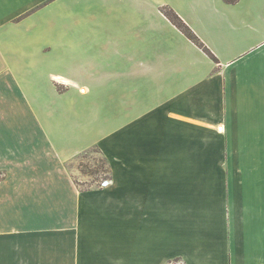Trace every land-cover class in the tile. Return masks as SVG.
<instances>
[{
	"label": "crops",
	"instance_id": "1",
	"mask_svg": "<svg viewBox=\"0 0 264 264\" xmlns=\"http://www.w3.org/2000/svg\"><path fill=\"white\" fill-rule=\"evenodd\" d=\"M121 1V35L79 44L71 77L36 76L39 0L7 19L20 1L0 0V264H264V0ZM122 64L139 95L131 78H102ZM36 79L77 91L56 127L33 123L47 113ZM82 116L120 121L101 189L81 191L68 169L91 133Z\"/></svg>",
	"mask_w": 264,
	"mask_h": 264
},
{
	"label": "rangeland",
	"instance_id": "2",
	"mask_svg": "<svg viewBox=\"0 0 264 264\" xmlns=\"http://www.w3.org/2000/svg\"><path fill=\"white\" fill-rule=\"evenodd\" d=\"M19 1L20 2L14 4V7L11 9L4 7L2 15H4L5 19H7L11 13L21 10L20 6L22 2L26 0ZM120 2L122 3L121 0H39V4L28 12V14L34 12L33 18H29V23H32L34 27L35 32L33 31V35H36V76L48 72H52V75L55 73H66L71 77L75 76L77 69L75 63L78 59L75 50L79 44L83 46L90 45L89 47H91L95 34L108 37L105 40L110 41V35L117 30V26L119 28V34L121 35L125 22L121 24V18L119 19L117 14H121L126 10V5L128 4L124 3L121 6ZM106 3L107 5L105 6ZM112 4L114 7L111 6ZM119 10H122V12H118ZM165 12L168 14L172 13L170 11ZM96 16H99V19L103 20L104 18L106 20V22L102 24V29L98 27L100 22L99 19H96ZM24 17L25 15H22L14 20H16V22H21ZM95 26L98 27L100 31H95L97 30ZM117 36L119 37V35ZM118 41L120 40L118 39ZM121 66L122 69L118 67L115 68L110 76H108L107 72L105 74L102 73V78H110L108 82H119L121 84H123L124 81L130 80L132 74L129 75L128 70H123V64ZM52 75L51 78H53ZM133 75H135V73H133ZM136 77L137 79L135 80ZM59 79L62 78L59 77ZM131 79L134 84H136V95H139L140 86H138V76H133ZM70 86L71 85L68 86L67 84L59 82H51V86H49L47 82L36 81L35 95H37V98H35V104L39 106V110H42V106H46L47 108L45 111L47 113L44 117L34 114L33 123L42 121L44 125V123L49 122L56 127V123L60 122V117L57 116L56 110H58L61 105V101L65 100L66 103L73 101V95L77 92L73 85L72 87ZM85 89L88 92V87ZM79 90L82 92L81 89ZM143 94L142 97L144 99L150 95L147 90L145 93L143 92ZM48 101L49 103H47ZM37 112L39 111L37 110ZM70 115L73 117L78 116L75 115L74 112H71ZM84 118L85 117L82 116L86 125H89L90 128L88 129H90L91 133L89 136L87 135V140L81 143L83 149H81L80 152L70 160V163H68V169L75 180L74 182L81 191L98 187L101 189L107 186L105 182L109 180L113 181L110 179V177H112V172L109 166V159L118 160L120 158L118 152L119 136L117 135L121 128L120 121L118 119ZM69 123L73 124L74 122L70 121L68 124ZM208 138L209 140L207 142L202 141L203 145L205 144L208 150L205 163L214 164L215 142L211 139V136ZM109 150H111V152H109ZM193 158L195 157H192V159ZM202 158L204 160V157ZM207 175L212 176V174ZM56 264H63V259H58Z\"/></svg>",
	"mask_w": 264,
	"mask_h": 264
},
{
	"label": "trees",
	"instance_id": "3",
	"mask_svg": "<svg viewBox=\"0 0 264 264\" xmlns=\"http://www.w3.org/2000/svg\"><path fill=\"white\" fill-rule=\"evenodd\" d=\"M228 2H236L237 0H226ZM169 17L172 19L173 23L178 26L179 29H181L193 42L198 44V46L204 48V43L201 41V39L193 32L192 29H190V26L187 25L184 20L179 17L176 14H168ZM207 50L206 48H204ZM208 51V50H207Z\"/></svg>",
	"mask_w": 264,
	"mask_h": 264
},
{
	"label": "bare ground",
	"instance_id": "4",
	"mask_svg": "<svg viewBox=\"0 0 264 264\" xmlns=\"http://www.w3.org/2000/svg\"><path fill=\"white\" fill-rule=\"evenodd\" d=\"M222 130H223V129H222ZM108 182H111V181L109 180V181H107V182H105V183L107 184Z\"/></svg>",
	"mask_w": 264,
	"mask_h": 264
}]
</instances>
